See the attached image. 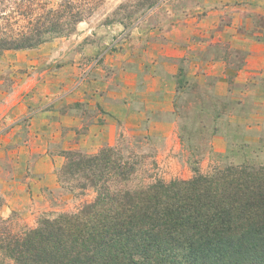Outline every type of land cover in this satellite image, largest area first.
<instances>
[{
  "label": "rangeland",
  "instance_id": "1",
  "mask_svg": "<svg viewBox=\"0 0 264 264\" xmlns=\"http://www.w3.org/2000/svg\"><path fill=\"white\" fill-rule=\"evenodd\" d=\"M33 6L64 30L0 56V217L35 228L93 202L59 182L67 152L114 148L145 184L264 167V0Z\"/></svg>",
  "mask_w": 264,
  "mask_h": 264
},
{
  "label": "trees",
  "instance_id": "2",
  "mask_svg": "<svg viewBox=\"0 0 264 264\" xmlns=\"http://www.w3.org/2000/svg\"><path fill=\"white\" fill-rule=\"evenodd\" d=\"M35 1L0 0V56L64 30L60 12ZM19 17L28 26L15 28ZM66 159L59 182L78 175L96 198L35 228L0 217V264H264V167L145 184L111 147Z\"/></svg>",
  "mask_w": 264,
  "mask_h": 264
}]
</instances>
